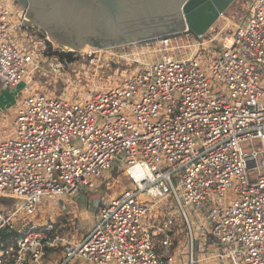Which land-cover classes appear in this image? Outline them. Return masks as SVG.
<instances>
[{"label":"built area","instance_id":"2783aa9c","mask_svg":"<svg viewBox=\"0 0 264 264\" xmlns=\"http://www.w3.org/2000/svg\"><path fill=\"white\" fill-rule=\"evenodd\" d=\"M14 3L0 0V81L22 85L0 139V197L18 204L0 208V235L16 233L0 236V264H45V249L59 247L54 264H176L183 254L186 264H264V0H250L221 50L176 58L180 35L156 38L158 59L79 100L34 83L37 73L72 86L75 51L14 45L31 34ZM118 162L130 185L78 241L59 239L67 201ZM43 199L52 206L35 221Z\"/></svg>","mask_w":264,"mask_h":264},{"label":"rangeland","instance_id":"374dc122","mask_svg":"<svg viewBox=\"0 0 264 264\" xmlns=\"http://www.w3.org/2000/svg\"><path fill=\"white\" fill-rule=\"evenodd\" d=\"M13 1V0H9ZM15 2V1H14ZM16 8L21 9L15 2ZM250 0H237L233 6L227 10L212 26V28L204 35L201 39H196L188 33H180L177 38V44L179 47H184L185 51L174 50L170 53L171 57L185 58L189 53V47L191 51L197 50L198 53L204 52V50L219 51L222 49L224 44H227L230 37L234 33V26L238 24L249 12ZM29 38L17 37L14 39V45L20 47L18 43H25L26 46L23 51L26 52H39L43 46L44 41L50 51L60 53L62 49L57 48V45L48 40L46 37H40L37 33L30 30ZM44 40V41H43ZM157 44H135V45H122L114 48H94L91 46L83 47L79 50H75V54L71 55L74 72L69 75V81L72 82V86L69 83L55 80L51 76H45L35 73V84L40 81L39 85L44 84L46 90L52 95H61L63 92H68L69 96L75 100H79L87 95L89 91H97L109 88L116 84H119L130 75L138 72L141 62H154L159 58L157 52ZM64 51L68 49H63ZM85 50V51H83ZM90 50V51H88ZM92 53L90 57L80 58L78 53ZM186 54V56H185ZM217 87V88H216ZM222 90L220 85L213 83V90ZM8 88L3 89L0 83V95H2L3 103L1 106L5 109L6 106L13 104L15 96L19 94L20 87L16 89ZM12 109V108H11ZM11 111V110H10ZM8 110L2 111L0 114V139L5 138L11 133L13 128V111ZM130 180L125 174V166L116 163L112 169L108 170L103 177L95 180V188L91 191L84 192L78 196V200L70 204L67 201L68 209L66 216L63 217L62 221L64 227L58 231L57 236L59 239L76 242L81 238L86 229L94 221V216L99 213V209L105 202L116 196V194L122 192L125 188L130 185ZM170 200L167 201L169 203ZM18 201L13 199L0 197V208L6 210H13L16 208ZM56 205L60 207V203ZM51 203H47L46 199L42 200L39 206V212L36 216L32 217L35 221H41L48 216L51 208ZM191 212H194L196 216H199L200 211L195 210L193 207L187 208V213L191 219V224L195 233L198 232V226L192 218ZM58 221V220H57ZM203 221V218L201 219ZM208 228V227H207ZM206 228V229H207ZM63 243L58 240L57 245ZM60 251H48L45 249V264H54L58 258ZM79 264V261H75ZM187 255L183 254L180 258H177L176 264H186ZM227 264V263H226Z\"/></svg>","mask_w":264,"mask_h":264},{"label":"water","instance_id":"95a60500","mask_svg":"<svg viewBox=\"0 0 264 264\" xmlns=\"http://www.w3.org/2000/svg\"><path fill=\"white\" fill-rule=\"evenodd\" d=\"M14 1L24 14L23 28L75 51L152 44L182 32L203 37L237 0Z\"/></svg>","mask_w":264,"mask_h":264},{"label":"crops","instance_id":"0c3cea01","mask_svg":"<svg viewBox=\"0 0 264 264\" xmlns=\"http://www.w3.org/2000/svg\"><path fill=\"white\" fill-rule=\"evenodd\" d=\"M0 83L2 84L1 81H0ZM37 83H40V81H37ZM2 87H3V89H8L7 87L3 86V84H2ZM19 87H20V89H21V88H22V85H20ZM13 90H14V89H13ZM13 90H12V91H13ZM19 92H20V91H19ZM17 97H18V95L15 96V101H14L13 104H10L9 106L7 105L6 108L4 109V108L1 106V104L3 103V100H2L3 97H2V95H0V114H2V111H4V110H5V111H6V110H8V111L11 110L10 112L13 111V114H14V117H15V113H16V100H17ZM11 108H12V109H11ZM13 119H14V118H13ZM12 132H13V128H12V130H11V133H12ZM11 133H10V134H11ZM76 200H78V196H77L76 198L73 199V203L75 202L74 205H76ZM66 214H67V213H64V214L60 215V216L57 218V220H58V221H57V225H59V226H61V227H64V224H63L62 219H63L64 216H66ZM91 225H92V224H91ZM91 225H90V227H91ZM90 227H89V228H90ZM89 228H88V229H89ZM88 229H86V231H87ZM86 231H85V232H86ZM85 232H84V233H85ZM83 235H84V234H83ZM81 236H82V235H81ZM2 240L6 241V239H2ZM56 250L60 251V253H59V254H60V255H59V258H58V260L56 261V262H58V261L60 260V258H61V247H59V248H57V249H55V250H54V249H48V251H51V252H52V251H56ZM178 258H180V256H178ZM56 262H55V263H56Z\"/></svg>","mask_w":264,"mask_h":264},{"label":"trees","instance_id":"16d2710c","mask_svg":"<svg viewBox=\"0 0 264 264\" xmlns=\"http://www.w3.org/2000/svg\"><path fill=\"white\" fill-rule=\"evenodd\" d=\"M47 44L49 45V43ZM0 236L2 239L9 240L11 238L13 239L16 236V233L15 232L14 233L2 232Z\"/></svg>","mask_w":264,"mask_h":264},{"label":"flooded vegetation","instance_id":"af4514ba","mask_svg":"<svg viewBox=\"0 0 264 264\" xmlns=\"http://www.w3.org/2000/svg\"><path fill=\"white\" fill-rule=\"evenodd\" d=\"M95 45H98V43L96 42V43H94Z\"/></svg>","mask_w":264,"mask_h":264},{"label":"bare ground","instance_id":"6f19581e","mask_svg":"<svg viewBox=\"0 0 264 264\" xmlns=\"http://www.w3.org/2000/svg\"><path fill=\"white\" fill-rule=\"evenodd\" d=\"M83 51H85V50H83ZM88 51H90V50H88Z\"/></svg>","mask_w":264,"mask_h":264}]
</instances>
